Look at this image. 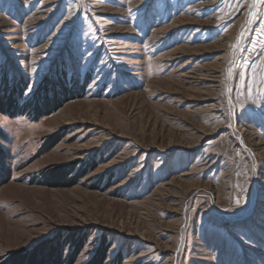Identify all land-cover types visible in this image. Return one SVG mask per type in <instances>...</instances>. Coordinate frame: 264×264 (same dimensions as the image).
I'll use <instances>...</instances> for the list:
<instances>
[{"label":"rangeland","instance_id":"obj_1","mask_svg":"<svg viewBox=\"0 0 264 264\" xmlns=\"http://www.w3.org/2000/svg\"><path fill=\"white\" fill-rule=\"evenodd\" d=\"M249 11L0 0V264H264Z\"/></svg>","mask_w":264,"mask_h":264},{"label":"snow or ice","instance_id":"obj_2","mask_svg":"<svg viewBox=\"0 0 264 264\" xmlns=\"http://www.w3.org/2000/svg\"><path fill=\"white\" fill-rule=\"evenodd\" d=\"M227 2V0H225ZM238 5L248 4L250 11L246 20V25H257L256 28L248 27V31L251 34V38L243 36L241 34L238 37L237 42L232 45L233 49L237 51H245L249 53V56H261L264 57V0H235ZM242 40H248L247 48L241 49L240 43ZM241 68H245L246 71L252 74L253 67L256 68L253 79V83L249 86L257 89L261 94H264V59L259 64L255 61L249 62L248 59H244L239 65ZM231 70H229V75ZM238 206V204H237Z\"/></svg>","mask_w":264,"mask_h":264},{"label":"trees","instance_id":"obj_3","mask_svg":"<svg viewBox=\"0 0 264 264\" xmlns=\"http://www.w3.org/2000/svg\"><path fill=\"white\" fill-rule=\"evenodd\" d=\"M5 106V102L2 96H0V107ZM41 263V262H40ZM43 264V263H42ZM52 264H58V261H53Z\"/></svg>","mask_w":264,"mask_h":264}]
</instances>
